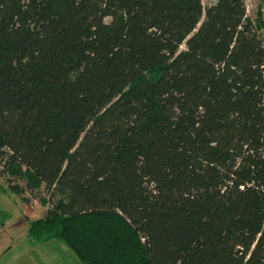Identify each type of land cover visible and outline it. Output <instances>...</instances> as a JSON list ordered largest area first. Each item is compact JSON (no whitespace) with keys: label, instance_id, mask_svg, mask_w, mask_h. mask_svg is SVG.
I'll return each mask as SVG.
<instances>
[{"label":"trees","instance_id":"1","mask_svg":"<svg viewBox=\"0 0 264 264\" xmlns=\"http://www.w3.org/2000/svg\"><path fill=\"white\" fill-rule=\"evenodd\" d=\"M0 177L83 264H264L260 7L0 0Z\"/></svg>","mask_w":264,"mask_h":264},{"label":"rangeland","instance_id":"2","mask_svg":"<svg viewBox=\"0 0 264 264\" xmlns=\"http://www.w3.org/2000/svg\"><path fill=\"white\" fill-rule=\"evenodd\" d=\"M202 1L205 5L210 2ZM246 4L248 13L255 16L258 2L246 0ZM25 195L27 202L11 192L0 177V264H83L41 221L47 205L35 195Z\"/></svg>","mask_w":264,"mask_h":264},{"label":"crops","instance_id":"3","mask_svg":"<svg viewBox=\"0 0 264 264\" xmlns=\"http://www.w3.org/2000/svg\"><path fill=\"white\" fill-rule=\"evenodd\" d=\"M258 2V4L260 5L261 7V10L263 12V15H264V0H256Z\"/></svg>","mask_w":264,"mask_h":264}]
</instances>
